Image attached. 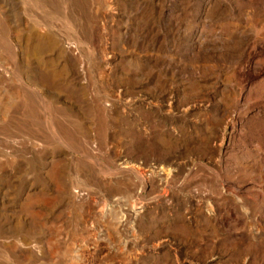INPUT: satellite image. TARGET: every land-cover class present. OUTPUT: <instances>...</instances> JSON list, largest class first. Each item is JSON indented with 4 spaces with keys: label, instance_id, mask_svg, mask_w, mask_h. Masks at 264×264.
Returning a JSON list of instances; mask_svg holds the SVG:
<instances>
[{
    "label": "rangeland",
    "instance_id": "rangeland-1",
    "mask_svg": "<svg viewBox=\"0 0 264 264\" xmlns=\"http://www.w3.org/2000/svg\"><path fill=\"white\" fill-rule=\"evenodd\" d=\"M110 140L195 156L211 197V214L187 195L145 215L183 248L143 264H264V0H0V264L50 261L77 178L131 187Z\"/></svg>",
    "mask_w": 264,
    "mask_h": 264
},
{
    "label": "built area",
    "instance_id": "built-area-1",
    "mask_svg": "<svg viewBox=\"0 0 264 264\" xmlns=\"http://www.w3.org/2000/svg\"><path fill=\"white\" fill-rule=\"evenodd\" d=\"M89 148L94 153L98 150L95 141L90 142ZM106 148L117 154L112 177L121 179L127 175L133 184L108 191L77 178L70 191L73 201L81 207L79 218L59 226L58 249L47 264H88L89 255L94 259L91 264H143L146 257L164 252L171 253L180 263L183 243L171 232L156 234L150 228L144 229L141 222L145 215L160 208L173 217L182 210L181 200L187 195L188 206L200 202L211 214V197L189 179L199 160L193 155L169 161L130 157L121 142L115 140L108 141ZM184 216L195 221L191 210H185ZM19 244L37 253L42 246L35 239L20 240Z\"/></svg>",
    "mask_w": 264,
    "mask_h": 264
},
{
    "label": "bare ground",
    "instance_id": "bare-ground-1",
    "mask_svg": "<svg viewBox=\"0 0 264 264\" xmlns=\"http://www.w3.org/2000/svg\"><path fill=\"white\" fill-rule=\"evenodd\" d=\"M142 100V99H141ZM136 102H138V100H135ZM140 102V101H139ZM135 102H133L132 104H134ZM141 103H142V101H141ZM200 107V106H199ZM181 264H184V263H181Z\"/></svg>",
    "mask_w": 264,
    "mask_h": 264
}]
</instances>
